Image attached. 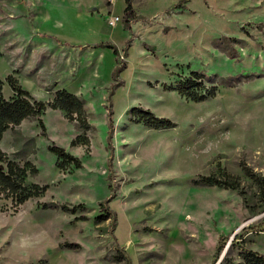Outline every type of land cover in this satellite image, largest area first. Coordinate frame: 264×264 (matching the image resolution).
<instances>
[{"label": "rangeland", "instance_id": "1", "mask_svg": "<svg viewBox=\"0 0 264 264\" xmlns=\"http://www.w3.org/2000/svg\"><path fill=\"white\" fill-rule=\"evenodd\" d=\"M179 1L132 0L143 19L128 31L125 0H0L4 97L14 94L11 74L38 101L52 99L48 89H66L83 100L90 124L89 150L72 146L81 132L59 110L41 117L47 137L33 119L5 133L0 150L32 161L39 174L27 182L49 189L17 213L0 211V264H214L222 237L229 240L219 261L237 234L264 255V201L243 171L264 177V0L175 8ZM113 17L122 21L112 26ZM132 36L127 68L114 80L113 50L94 45L122 52ZM194 71L219 87L215 98L196 103L174 90ZM133 108L173 127L136 123ZM53 144L83 167L60 170ZM226 174L240 190L195 183ZM113 195L117 222H101L99 203ZM51 203L85 209L42 208Z\"/></svg>", "mask_w": 264, "mask_h": 264}, {"label": "trees", "instance_id": "2", "mask_svg": "<svg viewBox=\"0 0 264 264\" xmlns=\"http://www.w3.org/2000/svg\"><path fill=\"white\" fill-rule=\"evenodd\" d=\"M186 0H180L175 8H181L186 3ZM126 7L124 9L123 26L125 30L132 31L133 23L142 20L143 17L137 15L135 12L132 0H125ZM133 36L127 41L125 48L122 52L112 43L101 42L95 45L96 48L111 49L116 57V68L113 72V79L118 80L120 73L127 68V63L124 61V57L128 56L130 48H132ZM145 49L155 53L153 48L149 45L144 44ZM208 77L198 71L191 72V75L179 81L174 87L181 96L192 102H205L209 99L215 98L219 92L217 85L206 87ZM6 82L10 85L13 90V96L6 99L3 95L4 82L0 80V141L3 139L5 133L8 130L18 129L25 120H37L38 125L41 129L42 136L47 137V128L41 119V117L47 112L48 109L59 110L64 112L65 118L72 124H75L76 128L81 132L80 135L72 141V146L83 145L90 148V139L87 136V131L90 129L88 121V115L85 107V103L77 95L70 93L66 89L54 90V87L48 89L53 94L52 99L49 101H38L34 99L28 91L24 90L18 79L13 75H9L6 78ZM119 83L116 86H120ZM166 88V85H165ZM110 102V99H109ZM109 111V125L110 130L114 131L113 126V109L112 105L108 108ZM132 119L136 123H142L147 128L151 129H171L173 123L171 121L154 116V114L142 108H133L130 112ZM31 141H34L31 139ZM49 151L57 157V167L60 170H68L72 166L75 169H81L83 163L79 157H76L67 152L64 148L53 144L49 146ZM243 171L245 174L253 179L257 186H259L260 194L264 201V177L254 173L248 166L243 165ZM39 174V169L27 160L24 163L20 161L10 159L7 153L0 150V211L9 212L13 210L16 213L19 209L31 199H37L42 197L49 189V185H40L37 183L29 184L27 179L30 176L35 177ZM223 179H217L214 177H203L195 183L207 186H217L224 189L240 190L241 184L238 179L233 176L226 174ZM115 199L114 195L110 198L100 201L99 206L102 208L103 214L98 216V220L113 221L117 222V214L112 211L109 207L110 202ZM6 204H2L5 203ZM9 204L10 207H7ZM5 208V209H4ZM44 209H59L63 212L77 214L80 210L84 212V205L79 204L70 207L69 205L63 204H43ZM14 212V213H15ZM227 237H222L217 253L215 254L214 264H264V255L260 254L252 249L246 248L244 245L243 236L237 234L232 239L230 244L229 253L218 263L222 252L224 251L227 243ZM241 240V242H240ZM238 249H237V248ZM234 249L238 251V258L232 255ZM237 259H239L237 261Z\"/></svg>", "mask_w": 264, "mask_h": 264}, {"label": "built area", "instance_id": "3", "mask_svg": "<svg viewBox=\"0 0 264 264\" xmlns=\"http://www.w3.org/2000/svg\"><path fill=\"white\" fill-rule=\"evenodd\" d=\"M121 21H122L121 17H113V19L110 21V25L115 26Z\"/></svg>", "mask_w": 264, "mask_h": 264}, {"label": "crops", "instance_id": "4", "mask_svg": "<svg viewBox=\"0 0 264 264\" xmlns=\"http://www.w3.org/2000/svg\"><path fill=\"white\" fill-rule=\"evenodd\" d=\"M98 43H99V42H98ZM98 43H96L95 45H97ZM95 45H94V48H96ZM96 49H97V48H96ZM25 121H26V120H25ZM25 121H24V122H25ZM24 122H23V123H24ZM23 123H22V124H23Z\"/></svg>", "mask_w": 264, "mask_h": 264}, {"label": "water", "instance_id": "5", "mask_svg": "<svg viewBox=\"0 0 264 264\" xmlns=\"http://www.w3.org/2000/svg\"><path fill=\"white\" fill-rule=\"evenodd\" d=\"M226 253H227V252H226ZM223 256H225V253H224V255H223ZM220 261H221V260H220ZM220 261H219V262H220ZM219 262H218V263H219Z\"/></svg>", "mask_w": 264, "mask_h": 264}]
</instances>
